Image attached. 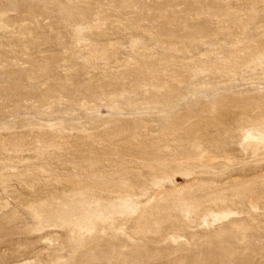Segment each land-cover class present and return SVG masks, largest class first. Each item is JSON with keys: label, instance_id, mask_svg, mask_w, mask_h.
Segmentation results:
<instances>
[{"label": "rangeland", "instance_id": "obj_1", "mask_svg": "<svg viewBox=\"0 0 264 264\" xmlns=\"http://www.w3.org/2000/svg\"><path fill=\"white\" fill-rule=\"evenodd\" d=\"M0 264H264V0H0Z\"/></svg>", "mask_w": 264, "mask_h": 264}, {"label": "bare ground", "instance_id": "obj_2", "mask_svg": "<svg viewBox=\"0 0 264 264\" xmlns=\"http://www.w3.org/2000/svg\"><path fill=\"white\" fill-rule=\"evenodd\" d=\"M259 132V131H258Z\"/></svg>", "mask_w": 264, "mask_h": 264}]
</instances>
